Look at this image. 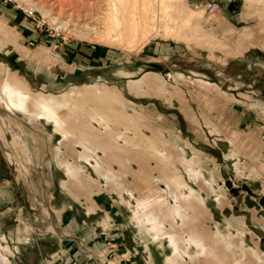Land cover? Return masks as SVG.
Instances as JSON below:
<instances>
[{
	"label": "rangeland",
	"instance_id": "obj_1",
	"mask_svg": "<svg viewBox=\"0 0 264 264\" xmlns=\"http://www.w3.org/2000/svg\"><path fill=\"white\" fill-rule=\"evenodd\" d=\"M180 1L197 16L191 26L171 10L173 21L142 26L140 44L105 33L102 0H0V18L19 35L0 33V95L12 75L32 99L86 104L43 117L0 103L9 264H92L94 254L104 264H169L176 251L185 264H211L215 256H196L218 254V236L236 260L255 254L264 264V2ZM85 128L108 147L71 135ZM67 171L83 180L78 189ZM158 206L173 209L168 219L156 218ZM189 226L206 242L191 241Z\"/></svg>",
	"mask_w": 264,
	"mask_h": 264
},
{
	"label": "bare ground",
	"instance_id": "obj_2",
	"mask_svg": "<svg viewBox=\"0 0 264 264\" xmlns=\"http://www.w3.org/2000/svg\"><path fill=\"white\" fill-rule=\"evenodd\" d=\"M27 1H32V0H27ZM102 1H103V5L105 6V10H104L105 13L102 18V23L104 24L103 28H104L105 33L106 34L110 33L109 28L119 31L118 36H120L121 34L124 35L125 33L128 37V40H127L128 42L129 41L132 42L134 40L136 41L140 40V44L144 43L148 37L145 36L146 39H144L143 37L144 33L142 34V30H141L142 26L147 24L148 21H151L155 25H157L161 19L166 20L167 22L173 21L174 19L172 20V17L175 14L173 15V13H171V10L176 9L177 11L180 12V14L182 13L181 22L183 21L184 24L188 25L189 27L191 26L189 25L190 24L189 21L190 20L194 21L196 19L195 17H197V16H193L192 14L188 13V12H193V11H188L187 9L188 6L186 7L185 2L182 3V1L180 0H174V2L167 1V0H159L158 2H156V0H154L156 2L155 4L151 2L150 0H102ZM262 1L264 2V0ZM189 14L192 15L190 19L187 18V15ZM176 15L178 16L179 13ZM178 18L180 19V17ZM55 19L59 21L57 16ZM171 24L173 27V23ZM141 34L143 35L142 37H140ZM4 71L5 70L3 69L2 64H0V74L3 73ZM10 77H13V76L8 75L5 82H3L4 92L3 94L0 95V103H4V105H6L8 109H11V110L18 109V110L27 112L32 115L41 114L43 115V117H52L62 108L67 109V112H74L77 115L80 114L82 110H85V105H86L84 104L85 101L83 99H77L79 95L65 97V98L63 97L59 101L51 97L38 96L36 98H33L35 99V102L32 104L30 101L33 99L30 98L31 97V95L29 94L30 92L28 88L26 87V85L24 84V82L20 80H16L15 82H12V79H10ZM223 96H225V98L230 99V97H228L226 94H223ZM5 97L6 98L8 97L9 99L7 100ZM88 112L92 115H95V114L97 115L96 109L93 107H90ZM57 123H58L57 125H60L61 131H63V129H65L67 126V121H60ZM90 130H91L90 128H85V129H82L81 131L72 130L71 135L73 136L75 135L76 139H79V142L85 148H90L92 146H95L98 148H107L108 145L104 146L103 141L101 140L98 141L95 136L88 133ZM105 156L110 157V159H116L114 158L115 156H109L108 153H105ZM121 168H124V167L121 166ZM67 174L69 175L70 178L71 177L72 179L74 178L73 181L70 180L68 182L69 185L73 189H78V184L81 183L83 180L76 178L75 172L73 171H67ZM169 178L167 180L173 184L175 182V180H173L174 178L172 179H169ZM172 211L173 209L170 206L165 207V209L160 208L158 206V208H156V210L154 211V214L156 218L158 219H160V216L166 217L168 219ZM192 222L193 221L191 220V223ZM196 230L197 229H194L192 226L187 227L190 240L196 243H202V242L205 243L206 237H203L204 235L197 232ZM1 238H4V237H1ZM216 238L220 240V246H219L220 251L218 255L219 256L227 255L228 250L225 246V243L222 241L221 238H219V236ZM217 239H216V242H217ZM1 250L2 251L4 250L5 253L7 252V248L5 246L3 247L2 243L0 242V264H9L8 260L5 259L3 255L1 254ZM178 252L179 251H176L173 259H170L169 264H185L184 260L180 257V254ZM200 255H203V254H199L198 256L200 257ZM251 255L256 258L257 264H262L258 256H256L255 254H251ZM198 256H196V258L199 259Z\"/></svg>",
	"mask_w": 264,
	"mask_h": 264
},
{
	"label": "crops",
	"instance_id": "obj_3",
	"mask_svg": "<svg viewBox=\"0 0 264 264\" xmlns=\"http://www.w3.org/2000/svg\"><path fill=\"white\" fill-rule=\"evenodd\" d=\"M2 18V19H1ZM0 18V23H4L5 25H7V26H3V28L2 29H0V33H4L5 35H7V38H8V40H11V38L12 37H14V33H15V38H16V40H18V37H19V35H18V33H17V31H16V27H14V25L12 24V21H11V19L9 20V17H1ZM12 18V17H11ZM18 19L20 20V23L22 24V25H28L27 24V22L22 18V17H18ZM6 20H8V21H6ZM25 31H23L22 33H24ZM29 38H33V36H32V33L31 32H27V34H26V37H25V40L27 41V39L29 40ZM10 45H12L13 43H9ZM9 44H7L6 45V47L9 45ZM4 48V47H3ZM2 47L0 48V50H2L3 49ZM58 58L60 57H62L61 55H59V56H57ZM3 87V86H2ZM27 236V235H26ZM1 237H4V238H1ZM0 237V242H1V240L2 241H4L5 240V236H1ZM24 240L26 239V237L25 238H23ZM22 239V240H23ZM71 242V246H72V244L74 245V246H72V247H74V249H73V251L72 252H79V250H77L78 249V247H80L81 248V246H80V244H79V241L78 240H76V239H72L71 241H69L68 243H70ZM203 243V242H202ZM76 244V245H75ZM4 247V246H3ZM5 247L7 248V252H8V249H9V251L11 250V247H10V245L8 244V243H6L5 244ZM228 250V249H227ZM6 252V253H7ZM11 252V251H10ZM6 253H5V251L3 250H1V254H3V255H5V256H3L5 259H7L6 258ZM75 253V254H76ZM228 254L227 255H223V256H219L218 254H203V255H201L200 257H199V259L201 258V257H206V259H209L210 260V258H212V256H215V259H214V262H211V264H257V261H256V258L254 257V256H252L251 254H246V253H243L242 254V257H240V258H238L237 260H236V256L234 255V257H233V254L232 253H230L229 252V250H228V252H227ZM8 258H10V256L8 257ZM47 260V259H46ZM45 259H43L42 261H41V264H47V261H46ZM65 260H66V258H65ZM106 260H107V258H106ZM105 260V261H106ZM208 260V261H209ZM88 261L89 262H91L92 264H104V257L102 256V255H97V254H94V256H92V259H88ZM61 262V261H60ZM210 262V261H209ZM62 263V262H61ZM68 264H76L75 263V261L73 260V262H67ZM66 264V263H65Z\"/></svg>",
	"mask_w": 264,
	"mask_h": 264
},
{
	"label": "built area",
	"instance_id": "obj_4",
	"mask_svg": "<svg viewBox=\"0 0 264 264\" xmlns=\"http://www.w3.org/2000/svg\"><path fill=\"white\" fill-rule=\"evenodd\" d=\"M216 8H217L216 4H209L208 13L210 15H213L216 12ZM22 10H23V13L25 14L26 17L35 18V10L31 6L23 8ZM262 186L264 188V178L262 180Z\"/></svg>",
	"mask_w": 264,
	"mask_h": 264
}]
</instances>
